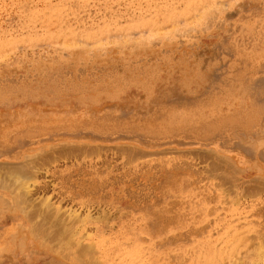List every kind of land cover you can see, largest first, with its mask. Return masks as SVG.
Segmentation results:
<instances>
[{
	"label": "rangeland",
	"instance_id": "rangeland-1",
	"mask_svg": "<svg viewBox=\"0 0 264 264\" xmlns=\"http://www.w3.org/2000/svg\"><path fill=\"white\" fill-rule=\"evenodd\" d=\"M263 246L264 0H0V264Z\"/></svg>",
	"mask_w": 264,
	"mask_h": 264
},
{
	"label": "bare ground",
	"instance_id": "bare-ground-1",
	"mask_svg": "<svg viewBox=\"0 0 264 264\" xmlns=\"http://www.w3.org/2000/svg\"><path fill=\"white\" fill-rule=\"evenodd\" d=\"M160 31V30H159ZM149 39V38H148ZM6 58V57H5ZM245 119V118H244ZM247 119V118H246ZM250 135V134H249ZM249 139V138H248ZM45 145V144H44ZM59 147V146H58ZM56 148V147H55ZM5 150V149H4ZM5 152V151H4ZM56 160V159H55ZM34 167V166H33ZM7 169V168H6ZM2 171V170H1ZM14 175V174H13ZM19 175V174H18ZM26 185V184H25ZM26 187V186H25ZM102 190V189H101ZM250 190V189H249ZM80 220V219H79ZM63 231V230H62ZM61 232V231H60ZM62 233H64V232H62ZM75 244V243H74ZM264 247V246H263ZM80 250L84 253L86 250H84V248L82 247V248H80ZM264 250V249H263ZM90 251V249L88 248V251L87 252H89ZM262 255H263V259H262V262H264V253L262 252ZM262 255H261V257H262Z\"/></svg>",
	"mask_w": 264,
	"mask_h": 264
}]
</instances>
